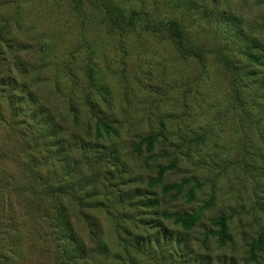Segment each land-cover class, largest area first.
Wrapping results in <instances>:
<instances>
[{"label": "rangeland", "instance_id": "obj_1", "mask_svg": "<svg viewBox=\"0 0 264 264\" xmlns=\"http://www.w3.org/2000/svg\"><path fill=\"white\" fill-rule=\"evenodd\" d=\"M0 264H264V0H0Z\"/></svg>", "mask_w": 264, "mask_h": 264}, {"label": "trees", "instance_id": "obj_2", "mask_svg": "<svg viewBox=\"0 0 264 264\" xmlns=\"http://www.w3.org/2000/svg\"><path fill=\"white\" fill-rule=\"evenodd\" d=\"M175 25H176L175 30H176L177 37L179 38V41L182 42L183 35L180 30L179 24L175 23ZM61 215L63 217V219L61 220L63 222L61 226L63 233H67L72 239L75 240L76 242L75 250L77 251L78 256L82 257V256L87 255L86 253H87L88 245H86L85 241L83 240L84 239L83 234L82 236L80 234V232L82 231V228L75 225L76 223L70 219V216H71L70 214L68 215V218L67 216L65 218L63 214ZM176 218L179 221V223L181 222L183 225L187 227H191L190 225H192L195 221V219H193V217L190 214H186V213L177 214ZM217 223L221 227V230H222L221 238L225 239L226 234H227L225 219L224 218L218 219Z\"/></svg>", "mask_w": 264, "mask_h": 264}]
</instances>
